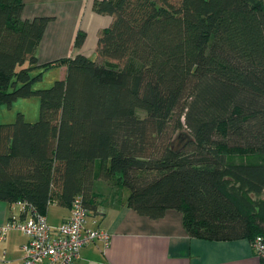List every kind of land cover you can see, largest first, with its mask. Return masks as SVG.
Segmentation results:
<instances>
[{
    "label": "trees",
    "instance_id": "16d2710c",
    "mask_svg": "<svg viewBox=\"0 0 264 264\" xmlns=\"http://www.w3.org/2000/svg\"><path fill=\"white\" fill-rule=\"evenodd\" d=\"M23 10L0 0V105L38 97L41 112L0 124V202L47 217L81 197L91 217L106 187L143 217L181 212L191 238L264 240V0L96 1L112 18L97 58L45 65L49 19Z\"/></svg>",
    "mask_w": 264,
    "mask_h": 264
},
{
    "label": "crops",
    "instance_id": "0c3cea01",
    "mask_svg": "<svg viewBox=\"0 0 264 264\" xmlns=\"http://www.w3.org/2000/svg\"><path fill=\"white\" fill-rule=\"evenodd\" d=\"M96 1L100 0H24L23 21L49 19L37 51L39 65L77 55L97 58L99 35L111 25L112 18L94 11ZM79 32L86 37L76 48ZM57 68L63 80L67 69ZM104 189L95 199L97 215L89 217L88 227L106 230L111 235L110 246L105 248L98 242L85 247L75 264H264L248 240L208 242L191 238L181 212L169 210L163 218L152 220L119 204L112 190ZM16 207L0 202V232L10 220L22 218ZM70 217L71 210L66 209L62 220L50 226L59 227ZM27 242L21 232H9L6 240L0 241V264H23L22 248Z\"/></svg>",
    "mask_w": 264,
    "mask_h": 264
},
{
    "label": "built area",
    "instance_id": "2783aa9c",
    "mask_svg": "<svg viewBox=\"0 0 264 264\" xmlns=\"http://www.w3.org/2000/svg\"><path fill=\"white\" fill-rule=\"evenodd\" d=\"M25 215L24 220H10L0 232V241L9 232L19 231L28 238L23 246V264H75L81 259L82 249L93 243L110 246L111 235L102 228L88 227L89 210L78 197L71 209V217L60 227H51L45 215L29 202L16 204ZM252 248L264 261V240L252 242Z\"/></svg>",
    "mask_w": 264,
    "mask_h": 264
},
{
    "label": "rangeland",
    "instance_id": "374dc122",
    "mask_svg": "<svg viewBox=\"0 0 264 264\" xmlns=\"http://www.w3.org/2000/svg\"><path fill=\"white\" fill-rule=\"evenodd\" d=\"M59 69L60 68H54L44 71L42 76L43 80L36 82V84H34V89L44 90L51 88L56 81L61 80L59 77ZM37 74L38 73H34L33 75ZM40 112L41 101L38 97L19 100L15 102L11 108L8 105H0V124L14 123L20 114H23L27 122L35 123L40 119ZM65 210L61 207L51 205L47 215L50 225L51 222H60L63 218V214H65Z\"/></svg>",
    "mask_w": 264,
    "mask_h": 264
}]
</instances>
